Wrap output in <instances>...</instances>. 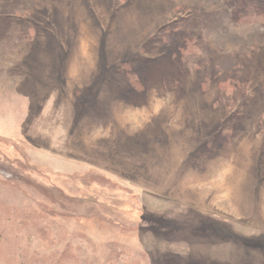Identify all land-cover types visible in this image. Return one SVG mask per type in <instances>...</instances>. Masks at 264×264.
<instances>
[{
	"label": "rangeland",
	"instance_id": "obj_1",
	"mask_svg": "<svg viewBox=\"0 0 264 264\" xmlns=\"http://www.w3.org/2000/svg\"><path fill=\"white\" fill-rule=\"evenodd\" d=\"M0 264H264V0H0Z\"/></svg>",
	"mask_w": 264,
	"mask_h": 264
}]
</instances>
